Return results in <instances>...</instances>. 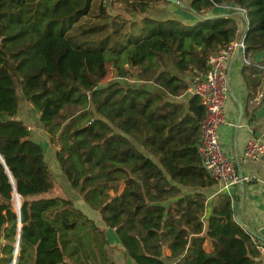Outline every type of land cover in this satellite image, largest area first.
<instances>
[{"label":"trees","instance_id":"1","mask_svg":"<svg viewBox=\"0 0 264 264\" xmlns=\"http://www.w3.org/2000/svg\"><path fill=\"white\" fill-rule=\"evenodd\" d=\"M151 2L128 0L141 11ZM227 4L248 12L247 54L264 50V0H189L190 10L202 15L199 22L136 16L144 34L132 28L123 44L109 45L112 35H100L107 24L100 15L114 17L103 6L89 17L92 0H0L2 264L14 258L15 190L22 222L16 264H66L93 222L70 197L52 195L55 182L43 147L17 116L22 96L59 146L56 158L70 186L117 229L137 264H166V246L175 264H255L260 240L237 221L235 197L221 193L208 204L205 193L192 191L215 183L198 151L205 107L193 96L192 115L183 116L165 97L188 89L194 70L206 72L235 39L238 10L203 15ZM108 63L115 79L101 87ZM146 81L160 91H148ZM206 240L213 251L205 249Z\"/></svg>","mask_w":264,"mask_h":264},{"label":"crops","instance_id":"2","mask_svg":"<svg viewBox=\"0 0 264 264\" xmlns=\"http://www.w3.org/2000/svg\"><path fill=\"white\" fill-rule=\"evenodd\" d=\"M186 7L187 10H190L189 5ZM216 7H219L220 10ZM216 7L207 11L205 14L211 15L221 12V10H227L222 6ZM190 12V15H185L183 13V17L187 16V19H190L189 24L199 22L200 19L197 17L198 14L191 10ZM238 27H244L242 14L238 22ZM247 55L250 60L249 64L244 62L241 53L234 54L229 60L230 90L229 98L225 104V115L232 124L221 126L219 129V136L226 153L235 160L242 175L249 178V180H245L242 184L240 183L235 190L234 205L236 207V213H238L244 225L258 236L260 245L262 244L264 246V158L251 160L244 156V149L248 140L252 138L264 139V50L250 52ZM171 70L177 75L180 74L177 69L171 68ZM184 76H190V72H186ZM134 80L140 82L137 79ZM144 85V88L150 92L160 91V86L153 81H146ZM193 96L191 84H189L188 89L183 91L180 95H165L168 101L180 106L183 116L187 114L192 115L189 110V104ZM23 103L24 105L26 104L25 101H23ZM240 105L242 108V117L239 122L241 115ZM29 106L31 109L33 108L31 104H29ZM32 110L34 111L33 118L28 115H26L27 117L25 116L24 119L19 115L17 116L22 119L28 127H31L32 136L37 141V135H41L42 132H44L47 137L49 135L39 124L36 111L34 109ZM32 121L38 125V128L32 125ZM53 145L55 152H57L59 146L56 144ZM147 154L154 161L158 162L156 156L149 153ZM123 188L124 184H122L121 190ZM192 191H201L205 193L208 204H211L219 194L228 193L223 185L217 181L210 186L195 188ZM77 204L78 205L75 204V206L81 209L93 222L85 225V230L88 231L89 234L88 236L86 234L83 238V244L78 253L74 255L68 254L66 257V264H137L136 261L128 255L118 237L117 229L115 227H108L103 222L100 213L91 208L82 197ZM204 247L208 252L214 249L212 243L208 240H206ZM171 253V249L166 246L164 248V261L166 264H175L177 262V259H170L169 256ZM1 257L2 255L0 254V264H2ZM255 264H264V249L260 250Z\"/></svg>","mask_w":264,"mask_h":264},{"label":"built area","instance_id":"3","mask_svg":"<svg viewBox=\"0 0 264 264\" xmlns=\"http://www.w3.org/2000/svg\"><path fill=\"white\" fill-rule=\"evenodd\" d=\"M223 8L243 11L244 27L236 30L235 39L223 47L212 58L209 69L204 72L194 70L191 75V90L205 107L206 113L201 123V135L198 151L201 164L210 176L222 184L228 194L234 197L235 190L241 182L249 180L238 169L235 160L230 157L222 146L219 129L226 124H232L225 115V104L229 98V60L241 53L245 63L250 60L247 55L246 37L250 28V19L246 9L230 4L219 5ZM130 81H135L130 79ZM262 95V94H261ZM31 130V127H28ZM244 156L251 160L264 158V139L252 138L247 141ZM260 250L264 246L258 245Z\"/></svg>","mask_w":264,"mask_h":264},{"label":"rangeland","instance_id":"4","mask_svg":"<svg viewBox=\"0 0 264 264\" xmlns=\"http://www.w3.org/2000/svg\"><path fill=\"white\" fill-rule=\"evenodd\" d=\"M180 1H184L185 3L183 4L188 6L189 0ZM102 6L106 10V13L111 14L112 17H114L113 21L108 20L105 14L100 15ZM186 6L165 0H154V2H151L149 7L147 8V11H141L140 7L138 9H135L134 7L132 8L128 3V0H92L91 12L89 14V17L100 15L102 18L107 19V24L100 33L101 36L112 35L109 36V38L106 40V45L115 42L123 44V42L128 39L129 32L132 31V28H135L137 34H144V32L142 31V23L140 19L145 14L154 15L156 17L161 18H166L165 16H169L170 18H176L178 20H181L182 22L189 23L190 19H187V16L183 17V13L185 15H190L191 13L190 10L186 9ZM203 15H205V13H203ZM136 16L140 17V19L136 20ZM197 17L200 20L202 19V15L200 14H198ZM112 30L115 32L113 34H110ZM114 79L115 73L113 70V66L111 63H108V75L103 79L100 85L105 87L109 83L113 82ZM19 101L20 111L18 115L23 119L26 115L33 118L34 111L32 110L33 108H30V103L28 102V100L22 96L20 97ZM23 101H25V105ZM91 108L92 104H90L89 106V109ZM70 109H72V107ZM84 122L85 121H82V123ZM32 125L35 128H38V125L34 121H32ZM36 139L43 147L46 161L48 162L50 170L53 174L55 188L52 192V195H63L66 197H70L74 201V204L78 205L77 202L81 200V195L78 190L73 189L70 186L65 174L62 172L61 167L56 158L54 145L50 141V137H47L46 134L42 132L41 135H37ZM8 264H13V262Z\"/></svg>","mask_w":264,"mask_h":264},{"label":"water","instance_id":"5","mask_svg":"<svg viewBox=\"0 0 264 264\" xmlns=\"http://www.w3.org/2000/svg\"><path fill=\"white\" fill-rule=\"evenodd\" d=\"M173 3H177V4H181L183 6H186L183 4L182 1L180 0H167ZM190 8V7H189ZM240 14H243V11H239ZM241 108V105H240ZM241 117H242V108H241V115L239 118V122L241 121ZM14 182V181H13ZM243 182H241L242 184ZM14 197H15V205H16V211L19 215V229H18V234H17V238H16V242L14 243L15 246V252H14V258H13V264L17 263V259H18V255H19V251H20V242H21V228H22V222H21V201H20V196L17 192V190L14 191ZM236 219L238 222H240L242 225H244V223L240 220L238 213H236ZM246 227V225H244ZM247 229H249L248 227H246ZM250 230V229H249ZM251 231V230H250ZM253 232V231H252ZM254 233V232H253ZM257 236V235H256ZM264 240V239H263ZM1 242H4V239H1Z\"/></svg>","mask_w":264,"mask_h":264}]
</instances>
